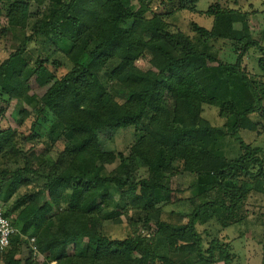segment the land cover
<instances>
[{
  "label": "trees",
  "instance_id": "trees-1",
  "mask_svg": "<svg viewBox=\"0 0 264 264\" xmlns=\"http://www.w3.org/2000/svg\"><path fill=\"white\" fill-rule=\"evenodd\" d=\"M53 1L51 11L42 15L34 33L50 41L54 51L64 53L73 67L56 76L41 62L37 74L47 71L49 77L39 101L75 137V143L66 144L60 151V171L49 168L46 162L41 165V173L29 170L43 177L51 202L40 206L23 204V200L13 203L23 207L13 214L20 223L18 233L11 237L8 247L0 248L5 264H21L15 258L21 234L36 236L35 244L48 259H56V264H154L156 260L172 264L152 251L153 240L195 254L199 264L219 260L231 264L229 241L214 237L205 242L197 225L220 217L240 223L244 217L240 211L246 198L245 177L250 180L262 175L261 148L246 144L237 135L239 128L256 130L259 122L250 120L249 115H262L264 108L263 83L258 84V92L256 82L238 68L242 54L255 42L242 40L241 30L232 22L218 19L230 11L219 2L198 10V0H161L162 10L148 17L147 9L137 10L139 0ZM0 2L10 22L23 24L31 15L28 0ZM166 3L175 5L171 15L187 9L212 16L213 22L207 27L192 21L190 33L180 29L175 32L169 27V12L161 13ZM235 37L243 44L241 57L225 68L223 62H217L199 46L210 39ZM21 52L22 47L0 64V88L11 98H21L29 89ZM146 53L150 54V65L141 69L136 61ZM208 61L218 63L230 75L240 76L254 96V105L243 110L234 112L231 103L219 105L228 109L220 110L221 117H235L234 135L244 150L229 167L211 150L213 139L222 132L201 116L203 104L217 105L231 91L229 81L217 73L220 71H213ZM258 64L264 72V56L258 58ZM100 71L123 85L128 95L125 101L109 95ZM128 126L134 128L135 140L126 154L102 149L98 132ZM17 143L16 131L0 128V154L6 155ZM114 162H118L114 172L103 175L105 166ZM253 165L259 174L253 173ZM25 171L27 167L18 166L11 172H0L10 176L8 181L0 180L3 202L10 200L20 185L29 183ZM184 173L191 176L194 189L189 188L196 193L187 221H162L161 205L181 199L176 198L171 179ZM216 188L222 191V198L211 199L210 192ZM61 202L66 206L60 207ZM52 205L57 207L53 215ZM121 211L133 228L132 238L102 235L103 221L121 215ZM153 219L156 234H143ZM69 242L73 243L72 253H67ZM25 264L36 261L27 259Z\"/></svg>",
  "mask_w": 264,
  "mask_h": 264
},
{
  "label": "rangeland",
  "instance_id": "rangeland-1",
  "mask_svg": "<svg viewBox=\"0 0 264 264\" xmlns=\"http://www.w3.org/2000/svg\"><path fill=\"white\" fill-rule=\"evenodd\" d=\"M29 13L27 21L22 22L12 21L7 19L5 7L0 2V64L8 58L12 53H16L22 47L21 57L25 60L24 74L25 83L29 85L28 91L21 98H11L8 94L3 93L0 88V128L11 129L16 131L17 145L11 147V151L7 150V154H0V172H11L15 167H27L28 171L24 172L25 178H28L29 183L20 185L10 200L2 201L3 189L0 183V206L8 219L13 222L14 227L19 231L20 223L15 221L13 214H16L23 207L13 204L17 200L25 201L23 204H38L50 203L49 195L44 189L45 180L43 177L34 176L29 170L34 169L41 173V165L49 164V168L60 171L62 169L59 162V153L66 144L72 145L75 143V137L68 133L63 128V124L57 120L52 114L40 105L39 96L45 90V80H48L47 71H41L37 66L43 64L46 68L52 71L56 76L64 74L73 67L69 58L61 52L54 51L50 41L41 34L34 33L36 24L40 21L43 14L49 12L55 1L52 0H28ZM137 2V1H136ZM161 0H139L137 2V10H146V16L151 17L154 12L159 13L162 10L160 6ZM219 2L220 6L227 8L230 11L218 17L221 21L229 20L236 29L241 30L242 40L254 41V44L248 46L245 53L242 54V59L238 68L242 70L248 79L254 80L257 91L259 85H264V72L259 68L258 58L264 56V0H198L197 9L205 10L210 3ZM173 3H166L165 9L161 13L168 11L167 14L170 21V28L173 31L182 30L185 33H190V22L195 21L198 24L210 27L213 22L212 16H207L203 12H191L187 9L173 13ZM219 21V20H218ZM16 22V23H15ZM239 40V39H238ZM237 37L232 39H210L208 44H199V46L207 52V54L215 56L217 62L228 66V64H236L238 56L241 57L242 42L238 41ZM197 42V41H196ZM195 42V43H196ZM48 60H45V58ZM150 54L146 53L143 57L136 61V66L141 69L148 68ZM154 60L151 61V64ZM56 63V64H55ZM208 66L219 75L226 78L230 83V94L223 96L217 105L203 104L201 116L208 122L219 129L222 134L217 135L213 139L211 150L221 160H224L227 167L230 163L236 161L244 150L241 149L237 136L234 135L235 117H221L220 110L226 112L224 104L231 103L234 106V112L243 110L248 105H254V96L249 86L245 85L243 79L237 74L230 75L222 68L218 67V63L208 61ZM100 78L107 87L110 96L115 97L120 102L125 101L127 91L116 80H110L107 73L100 71ZM232 92V93H231ZM260 114L254 112L249 115L250 120L258 121L256 130L239 128L237 135L246 144L258 146L261 152L258 155L264 163V108H261ZM186 120L188 116H185ZM98 138L102 149L115 150L127 153L130 146L135 140V131L132 126L125 128L104 130L98 132ZM73 146V145H72ZM167 155L166 150L162 149ZM21 152L22 155H21ZM224 163V162H222ZM118 162L105 166L102 174H110L114 172ZM262 167V175L257 171V166L253 165L251 170L256 175L254 179L248 180L245 176L244 190L246 198L244 200L243 209L240 213L244 216L240 223L229 222V218L220 217L219 220H210L206 224L197 225V230L205 242H209L214 237H219L223 241H229L228 251L232 256L231 264H264V164ZM10 176L0 175V180L5 178L8 181ZM192 178L189 174H178L171 179L170 186L175 192L176 198L180 197L179 201L173 203H163L160 207L161 215L159 219L172 224H184L187 221V215L192 209L191 199L196 200ZM190 186V188H189ZM113 189L111 185L110 190ZM194 189V187H193ZM42 191V193H40ZM211 199L222 198V191L217 188L210 192ZM65 203L61 202L60 207H65ZM104 207V204L102 205ZM51 214L55 213L57 207L52 205ZM129 212V211H128ZM125 211L112 219L104 220L100 228L102 235L111 239L117 238L120 240L132 238L133 228L126 220ZM130 213V212H129ZM225 217V216H224ZM158 219V220H159ZM154 219L150 222L147 230H143V234H156V226ZM229 222V225H222ZM161 237V234H158ZM36 236L30 234H21L18 241V250H16L15 258L25 264L27 259L35 260L36 264H56V259H48L45 253L39 249ZM158 237V236H156ZM134 238V237H133ZM225 238H228L227 240ZM35 240V241H34ZM160 240L152 241V251L159 257H165L172 264H199L195 254L173 250L165 242L160 243ZM33 244L36 250L33 249ZM17 246V245H16ZM73 243L67 245V253L73 252ZM155 255V256H156ZM138 256V255H137ZM53 259V260H52ZM0 264H5L3 254H0ZM152 264V263H147ZM154 264H165L160 260H156ZM206 264V263H205ZM208 264H224L223 260Z\"/></svg>",
  "mask_w": 264,
  "mask_h": 264
},
{
  "label": "built area",
  "instance_id": "built-area-1",
  "mask_svg": "<svg viewBox=\"0 0 264 264\" xmlns=\"http://www.w3.org/2000/svg\"><path fill=\"white\" fill-rule=\"evenodd\" d=\"M18 233V230L12 225L11 221L4 214L2 207L0 206V248H6L10 245L11 237ZM33 249L36 250L33 244Z\"/></svg>",
  "mask_w": 264,
  "mask_h": 264
}]
</instances>
